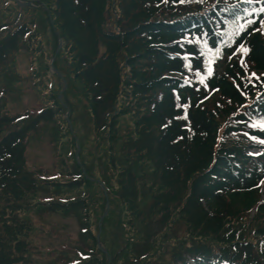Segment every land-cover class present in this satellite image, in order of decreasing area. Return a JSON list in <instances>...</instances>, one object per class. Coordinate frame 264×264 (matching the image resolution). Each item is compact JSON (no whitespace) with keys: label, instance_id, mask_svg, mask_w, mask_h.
Segmentation results:
<instances>
[{"label":"trees","instance_id":"obj_1","mask_svg":"<svg viewBox=\"0 0 264 264\" xmlns=\"http://www.w3.org/2000/svg\"><path fill=\"white\" fill-rule=\"evenodd\" d=\"M25 1L26 5H21L17 0H0V64L6 63L24 38L40 36L37 26L44 32L51 28L58 37L69 35L78 52V78L89 88L92 122L95 130H99L102 143L111 136L108 133L104 138L103 131L111 128L109 122L118 114L117 98L123 93L124 77L128 76L120 64L132 65L130 58L138 53L147 52L154 58L148 71L153 78L135 82L129 89L148 93L152 98L146 120L148 126L156 128L150 146L161 168V177L156 169L152 170L153 179L158 181L156 190L176 184L185 172L191 174L192 181L180 220L186 228L184 234L174 235L178 247L166 264H264V240L261 241L264 225L255 227L253 221L245 223L222 205V193L246 192L258 187L264 180V156L251 154L244 144L248 140L236 134L229 143L212 147L216 124L202 106L212 91L243 103L250 97L254 104L249 113L238 112L235 117L239 124H249L246 129L249 136L264 142V131L256 122L257 119L264 122V38L259 32L264 16L250 17L257 5L242 0H140L147 5L141 10L137 1H120L119 6L129 23L123 29L118 19L120 30V27L109 26L107 16L103 18L106 0H58L60 6L55 10L58 18H54L51 8L42 0ZM156 1L161 2L156 5ZM243 21L247 23L244 25ZM59 22L62 31L57 27ZM132 34L140 35L142 48H135L130 40ZM241 45L248 50L246 53L240 50ZM243 54L244 60H239ZM243 61L251 63L261 73L259 78H250ZM57 112L50 106L26 117L15 119L8 114L0 117V129L13 123L0 133V199L6 196L14 199L17 193V184L26 172L27 136L42 123L57 120ZM96 147L99 148L100 143ZM141 159L138 155L135 164ZM106 162L101 178L94 180L100 185L105 181L108 188L106 178L107 181L109 178L105 174L118 166L117 155L111 154ZM130 168L132 163H124L121 175L127 191L132 193L131 181L136 184L135 176L143 181L145 169L138 174ZM85 169L88 171L86 166ZM76 173L77 179H71L75 174L71 173L67 175L68 181L57 185L83 188L84 194L89 192L88 197H91L88 185L93 174H84L81 169ZM10 184L12 187L8 188ZM85 199L75 196L66 202L50 200V210H57L61 204L81 210ZM211 200L220 204L216 210L206 205ZM179 215L174 214L177 218ZM131 216L126 214L127 219ZM23 222L29 220L23 217ZM233 223L235 226L231 225ZM3 227L7 229V224ZM15 235L11 233L6 242L5 237H0L4 245L0 244L4 247L0 248V264H20V256L13 263L8 255L13 250L11 244L17 238ZM145 235L143 233L139 241L145 242ZM23 249L18 244L14 253L21 254ZM89 264L97 263L90 261Z\"/></svg>","mask_w":264,"mask_h":264},{"label":"rangeland","instance_id":"obj_2","mask_svg":"<svg viewBox=\"0 0 264 264\" xmlns=\"http://www.w3.org/2000/svg\"><path fill=\"white\" fill-rule=\"evenodd\" d=\"M120 1H137L141 10L147 5L140 0H106L103 18L107 16L109 26L116 29L120 27L117 25L119 19L122 28L126 29L129 23L125 19L128 17L119 6ZM17 2L26 5L25 0ZM42 2L51 8L54 18L59 17L55 13L60 6L58 0ZM156 2L159 5L161 1ZM57 24L62 31L61 23ZM36 30L39 37L24 38L6 63L0 64V117L5 114L15 119L26 117L50 106L58 110L57 120L42 123L27 136L26 172L20 180L21 185L19 181L14 199L9 196L0 199V237H5V242L11 233H16L17 237L11 244L12 252L8 254L11 262L15 263L20 256V264H89L90 261L97 264H166L178 247L174 235L184 234L186 228L180 220L192 181L191 174L185 172L176 184L156 190L158 181L153 179L152 170L156 169L161 177V168L150 149L156 128L148 126L146 120L152 98L148 93L129 89L135 82L143 83L153 78L148 71L154 58L147 52L138 53L130 58L132 65L120 64L128 76L124 77L125 89L117 98L118 114L109 122L111 128L103 131L104 138L109 136L108 133L111 136L102 143L99 130H95L92 122L89 88L78 78L80 68L76 64L78 52L74 41L67 34L58 37L51 28L44 32L37 26ZM260 33L264 38V32ZM132 35L130 40L135 43V48H142L140 35ZM104 49L102 46V51ZM244 56L239 60H244ZM244 67L251 79L261 75L249 62H244ZM247 99L243 103L212 91L202 102L204 110L216 124L212 147L229 143L236 134L248 140L244 144L252 154L264 153V142L249 139L251 136L246 131L249 124H239L235 117L238 112L249 113L254 103L250 97ZM256 122L261 124L260 119ZM10 124L4 125L0 133L13 126ZM258 127L264 131L262 126ZM98 143L99 148L96 147ZM114 153L118 166L105 174L109 178L108 181L106 178L107 188L105 181L100 185L94 179L101 178L102 168H106V161ZM138 155L142 159L137 165ZM124 163H132L130 170L138 174L145 169L143 181L141 178L137 180L138 176H135L136 184L131 181L132 193L122 182ZM79 169L84 174H93L88 185L91 197H88L89 192L84 194L83 188L57 185L68 181L67 175L71 173H75L71 179H77ZM10 187L12 184L8 185ZM75 196L86 198L84 209H70L61 204L57 210H50V200L66 202ZM222 198L225 210L238 215L245 223L253 221L255 227H263L264 180L257 188L246 192H224ZM206 205L216 210L220 204L211 200ZM127 213L132 215L130 219L126 218ZM175 213L180 214L178 218ZM23 217L29 222H23ZM146 222L149 224L145 227ZM4 223L8 230L3 227ZM231 225L235 226L234 223ZM248 229L252 231L251 228L245 230ZM143 233L146 234L145 242L139 241ZM18 244L24 247L21 254L14 253ZM134 249L137 251L132 253Z\"/></svg>","mask_w":264,"mask_h":264},{"label":"snow or ice","instance_id":"obj_3","mask_svg":"<svg viewBox=\"0 0 264 264\" xmlns=\"http://www.w3.org/2000/svg\"><path fill=\"white\" fill-rule=\"evenodd\" d=\"M240 50H241L242 52H245V53L248 51L247 49H245V48L243 47V45L240 46ZM210 51H211V49H210Z\"/></svg>","mask_w":264,"mask_h":264}]
</instances>
